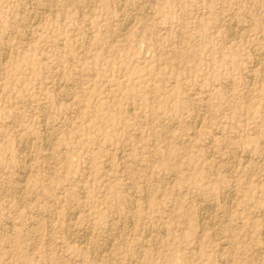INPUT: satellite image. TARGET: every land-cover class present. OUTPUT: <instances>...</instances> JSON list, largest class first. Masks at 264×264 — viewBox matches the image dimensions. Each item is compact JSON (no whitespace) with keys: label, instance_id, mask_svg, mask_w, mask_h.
I'll return each mask as SVG.
<instances>
[{"label":"rangeland","instance_id":"374dc122","mask_svg":"<svg viewBox=\"0 0 264 264\" xmlns=\"http://www.w3.org/2000/svg\"><path fill=\"white\" fill-rule=\"evenodd\" d=\"M0 264H264V0H0Z\"/></svg>","mask_w":264,"mask_h":264},{"label":"bare ground","instance_id":"6f19581e","mask_svg":"<svg viewBox=\"0 0 264 264\" xmlns=\"http://www.w3.org/2000/svg\"><path fill=\"white\" fill-rule=\"evenodd\" d=\"M233 26V25H232ZM46 104V103H45ZM129 109V108H128ZM131 111V110H130ZM44 112V111H43ZM42 115H43V113H42ZM44 116V115H43ZM125 149V148H124ZM24 151V150H23ZM21 152V151H20ZM21 175V174H20ZM18 178V177H17ZM22 179V178H21ZM85 195V194H84ZM133 202V201H132ZM135 204V203H134ZM202 206V205H201ZM135 207V206H134ZM209 210H211V209H209ZM203 211H205V210H203ZM75 215V214H74ZM208 214L206 213V215L204 216V218H208V216H207ZM72 217V216H71ZM75 217V216H74ZM74 217H73V219H74ZM69 219V218H68ZM76 219V218H75ZM11 223V222H10ZM9 223V224H10ZM12 225V224H11ZM211 225V224H210ZM117 226H118V224H117ZM38 227V226H37ZM39 228V227H38ZM118 229V228H117ZM147 236H149V235H147ZM83 242V241H82ZM79 243H81V241L79 242ZM140 253V252H139ZM100 257V256H99Z\"/></svg>","mask_w":264,"mask_h":264}]
</instances>
